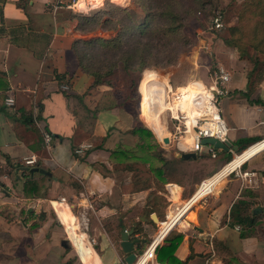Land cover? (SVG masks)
I'll use <instances>...</instances> for the list:
<instances>
[{
    "label": "crops",
    "instance_id": "1",
    "mask_svg": "<svg viewBox=\"0 0 264 264\" xmlns=\"http://www.w3.org/2000/svg\"><path fill=\"white\" fill-rule=\"evenodd\" d=\"M70 1L0 0V264L125 261L124 227L135 230L132 240L145 239L136 231L139 224L146 237L154 235L157 224L181 210L230 155L264 140V59L241 60L236 49L218 41L208 50L216 67L230 75L221 107L230 128L228 142L237 150H218L213 157L208 147L196 160L180 159L189 148L174 144L179 153L168 152L139 117L167 151V160H176L166 164L169 179L161 181L156 170L161 162L150 152L149 137L147 151L138 145L135 113L125 106L102 108L113 89L93 87V77L81 68L76 43L94 40L95 34L79 30ZM35 99L41 112L29 127L22 112L32 113ZM142 116L154 130L150 117ZM44 132L53 136L50 146L44 144ZM80 146L86 147L83 157L75 154ZM27 159L52 176L29 174L34 167L25 164ZM18 164L22 167L14 169ZM189 166L196 172L192 183L184 181L187 172L181 175ZM170 184L176 186L174 197L167 192ZM240 201L247 215H255L251 227L231 225V209ZM258 208L262 211L255 213ZM180 220L171 230L183 234L176 261L167 253L158 264H264V151L231 171ZM169 244L163 241L161 247Z\"/></svg>",
    "mask_w": 264,
    "mask_h": 264
},
{
    "label": "rangeland",
    "instance_id": "2",
    "mask_svg": "<svg viewBox=\"0 0 264 264\" xmlns=\"http://www.w3.org/2000/svg\"><path fill=\"white\" fill-rule=\"evenodd\" d=\"M181 3L179 12H181L182 19H176L174 23L175 26L180 23L183 24V31L180 36L179 42H169V45H165L161 49L159 47L154 51V55L150 59L149 67L143 70V72L136 78L135 87L131 86L130 83H126L125 76L121 66L117 67L114 76L110 77L114 84V94L123 102L127 97L128 100L125 102V107H127L132 113L138 114L143 123L149 127L154 133L155 131L147 123V119L142 116V94L140 92L141 82L144 78L145 72L152 71L156 73L158 79L161 81L169 82L170 85L175 89L178 87H186L189 84L194 85L196 82L198 85L193 86L199 87L200 84H207L210 81L212 72L216 69V59L212 50H208V47H213L218 41H223L225 37H229L230 29L237 24L238 14L240 6L243 2L239 0H210L212 2L211 6H208L202 11V15L198 16L193 12L188 11L189 5H187L188 0H108L106 5L102 8H96L92 10L89 14L91 17L99 16V21H104L109 19L112 24L103 27V24L98 22V24L90 26L89 32H94V34L99 33L102 40H98L97 47L95 48H82L83 58L86 65L91 70H96L99 66L102 69L110 64H115L119 61V52L115 49L103 48L101 45L104 42H116L118 39H123L126 41L124 48L126 50L130 48L131 42L135 39L132 38V31H126L122 27V24L118 21L122 18L117 9H127L132 12H136L140 15L141 19L148 18L149 23H154L155 27L154 33H163V31L168 29V24L171 23L172 18L168 15V6L175 4L176 2ZM114 8V9H112ZM219 11L224 15V28L221 31H216L212 28V18L214 14ZM193 13V14H192ZM135 22V19H131ZM160 35V34H159ZM170 38V37H169ZM159 37L152 40V42L157 44H163V42L158 43ZM168 40V38H166ZM224 42V41H223ZM246 61L253 63L255 60H259L258 54L254 50H249V54L245 57ZM263 59V58H262ZM170 61L168 64L167 62ZM261 69L260 65L254 68L255 71ZM103 71H106L104 69ZM156 110V109H155ZM164 113V111H163ZM162 113V118L165 122L166 115ZM165 133H167L165 131ZM168 134V133H167ZM157 138L160 140L162 135L155 133ZM161 145L167 149L168 152L179 153L176 146L173 144L171 146L164 145L161 140ZM131 142H127L129 146ZM184 172H181L182 179L186 176L184 173L187 172V177L184 179L185 182H193V178L196 176L195 169L193 167L182 168ZM201 184V183H200ZM199 184V185H200ZM195 194V193H194ZM178 211H175L170 216H175ZM166 221V219H164ZM154 235L147 237V243L142 245V247L137 251L139 256H142L143 251L146 250L147 245L150 244L152 239L157 235L159 230L161 231V225L157 224ZM72 245V244H71ZM163 245V243H162ZM161 245V246H162ZM72 249V248H71ZM74 250V247L72 251ZM68 250L67 252H69ZM71 251V252H72ZM73 255H76L73 252ZM72 262L77 261V257L73 256ZM159 257V252H157V259ZM156 259V262H158Z\"/></svg>",
    "mask_w": 264,
    "mask_h": 264
},
{
    "label": "trees",
    "instance_id": "3",
    "mask_svg": "<svg viewBox=\"0 0 264 264\" xmlns=\"http://www.w3.org/2000/svg\"><path fill=\"white\" fill-rule=\"evenodd\" d=\"M181 3L176 2L175 4H171L168 6V15L172 18L171 23L168 24V29L163 31V33H154L155 24L149 23V19L146 18L144 21L141 19L140 15L136 12H132L127 9H117L122 18L118 21V23L122 24V27L126 31H132V38L135 40L131 42L130 48L126 50H122L126 43L123 39H118L116 42H104L101 46L107 49H115L119 52V61L115 64H110L104 67L106 71H103L101 67H97L96 70H91L86 65L83 56V52L81 49L84 47L95 48L97 47L98 40H91V41H83L77 42L75 46L76 52L79 57V63L83 71L88 73L90 76L93 77L94 86L105 85L114 90V84L110 77L114 76L118 66H121L126 83H130L131 86L135 87L136 85V78L143 72L144 69L149 67L150 59L154 55V51L161 49L165 45H169L170 41L172 42H179V38L183 31V24H179L177 26L174 25L176 19H182L179 12V8ZM212 2L210 0H188L187 5L188 11L193 12L194 14L201 16L202 11L205 10L208 6H211ZM114 9V8H112ZM192 13V14H193ZM79 21V30L80 31H89V27L98 24V22L103 24V27L106 25L112 24V21L109 19L104 21H99V16L91 17L87 14H78L75 16ZM135 19L133 22L131 19ZM160 34V35H159ZM159 37V40L156 41L158 43L163 42V44L155 45L152 40ZM170 37V38H169ZM168 38V40H166ZM225 45L229 48L236 49L239 57L241 60L246 59L245 57L248 56L249 50H254L258 56L264 59V0H245L242 5L240 6L239 14H238V21L237 24L230 29L229 37H225L223 39ZM168 64L170 61L167 62ZM63 81L66 79L62 78ZM67 84H69L66 81ZM109 99L104 102V106L102 108H113L118 106H125V102H127L128 97L123 101H119V99L115 96L114 91L109 92ZM41 112V105L38 100L35 99L34 107L31 112H22L23 123L29 127L35 126V122L39 119V115ZM139 115L135 114V118L137 119V128L134 132H137L138 137V145L143 151L146 150V143L145 138L148 136L151 143L149 144V149L151 154L156 157L160 162L161 165L156 169L158 173H160L161 181L168 180V176L165 175V167L167 163L175 162L171 160H167V151L160 146L157 142L156 137L148 128H146L141 121L139 120ZM248 146L243 147L238 153L246 150ZM237 153V154H238ZM233 159V156L230 155L227 159V163H229ZM9 160V159H8ZM10 162V161H8ZM226 163V164H227ZM14 169H20L21 165H12ZM30 174V168H28ZM36 187V186H35ZM244 203L238 202L233 206L230 213L231 218V225L235 226H243L245 228L251 227L255 223V215L247 213L244 211ZM245 212V214L243 213ZM137 233L143 234V238H147L146 234L144 233L143 229L141 228V224H139L136 228ZM171 231L169 235L165 238V244L170 242L168 246L161 247L159 252V260L164 262L165 259L160 257L162 254L170 253L167 257L169 260L176 261L174 257V253L177 247L183 240L182 233H175ZM172 234L174 235L173 238L171 237ZM242 236H245L243 234ZM171 237V238H170ZM180 264H187V261L181 262Z\"/></svg>",
    "mask_w": 264,
    "mask_h": 264
},
{
    "label": "built area",
    "instance_id": "4",
    "mask_svg": "<svg viewBox=\"0 0 264 264\" xmlns=\"http://www.w3.org/2000/svg\"><path fill=\"white\" fill-rule=\"evenodd\" d=\"M106 1L108 0H71L68 8L78 14H89L96 8L104 7ZM212 28L216 31H221L224 28V15L219 11L212 18ZM98 34H95L94 40H102V37ZM229 81L228 71L222 67H216L212 72L210 81L199 87L186 86L174 89L170 83L167 85L163 104L166 115V132L169 135L170 144H175L179 148H189L190 152L197 155L202 154L209 147L211 155L216 157V151L218 150L212 145H204L203 140L215 139L221 143L228 142L230 128L224 117L221 104L222 100L229 94L227 87ZM62 90L68 92L70 90L69 85H64ZM7 104L13 105L14 100L8 99ZM43 141L46 146H50L53 142V136L49 132H44ZM85 150L86 147L80 146L75 149V154L83 157ZM25 164L28 167H34L36 161L27 159ZM215 185L216 181H213V177L201 182L193 197L179 210L174 218L179 216L197 195L202 193L201 197H203L210 194ZM174 187L176 188L172 184L168 186L167 192L170 197L177 194ZM62 201L64 202L65 199H62ZM169 220L170 215L163 222ZM159 234L160 230L150 244L147 245L142 256L137 254V260L134 264H138L141 258H144L145 264H158L156 262L157 252L169 233L161 241L157 239ZM121 264L127 263L121 261Z\"/></svg>",
    "mask_w": 264,
    "mask_h": 264
},
{
    "label": "bare ground",
    "instance_id": "5",
    "mask_svg": "<svg viewBox=\"0 0 264 264\" xmlns=\"http://www.w3.org/2000/svg\"><path fill=\"white\" fill-rule=\"evenodd\" d=\"M169 82L161 81V78L158 79L156 73L152 71H148L145 73V77L141 83V92H142V111L144 116L149 118L151 121V125L154 127V130L159 135H162L163 132L166 130V123L162 118V113L164 111V104L163 98L166 92V87ZM198 85L196 82L194 85H190L193 87ZM201 85V84H200ZM182 88V87H180ZM196 88V87H195ZM156 109V110H155ZM146 120V119H145ZM264 151V140L260 141L252 145L250 148L242 151L241 153H236L234 158L230 161V163L226 164L224 168L215 176L213 177V181H216V184L222 181L231 171L239 168L244 162L252 158L253 156L257 155ZM203 194L200 193L197 195L184 209V211L177 217L170 216V220L167 222L161 223V231L158 236V241H161L167 233H169L177 224L181 222V218L184 213H186L191 206L201 198ZM182 225V223H181ZM138 264H145L144 258H141Z\"/></svg>",
    "mask_w": 264,
    "mask_h": 264
},
{
    "label": "water",
    "instance_id": "6",
    "mask_svg": "<svg viewBox=\"0 0 264 264\" xmlns=\"http://www.w3.org/2000/svg\"><path fill=\"white\" fill-rule=\"evenodd\" d=\"M161 140L164 142V145L169 146L170 145V140H169V135L165 132L162 133V137ZM203 144L204 145H212L215 149L217 150H221L223 152L229 153L231 151H234L233 148H235L237 150V147H233V145L230 142H225V143H221L218 140L215 139H204L203 140ZM178 158L183 159V160H196L197 159V154L193 153V152H182L178 155ZM41 173L43 175H47V176H52V174L50 172H48L45 169H41L38 167H34L30 169V173L34 174V173ZM257 211H262V209L258 208L255 209V213H257ZM152 220L155 223H158V219L155 215H153ZM135 230H130L128 231L126 227L123 228L122 233H121V248L122 251L126 254V258H125V262L127 264H134V262L137 260V253L135 252V247L142 243L143 245H145L147 243L146 239H143L142 241L140 239H134L132 240V236L134 235ZM65 246H67V243H64ZM118 264H121V262H119Z\"/></svg>",
    "mask_w": 264,
    "mask_h": 264
}]
</instances>
